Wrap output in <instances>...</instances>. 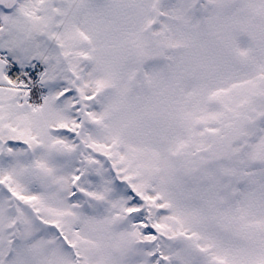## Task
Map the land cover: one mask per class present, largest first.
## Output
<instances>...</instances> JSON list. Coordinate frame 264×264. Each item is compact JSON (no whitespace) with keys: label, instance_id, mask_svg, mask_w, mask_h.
<instances>
[{"label":"snow or ice","instance_id":"1","mask_svg":"<svg viewBox=\"0 0 264 264\" xmlns=\"http://www.w3.org/2000/svg\"><path fill=\"white\" fill-rule=\"evenodd\" d=\"M0 264H264V0H0Z\"/></svg>","mask_w":264,"mask_h":264}]
</instances>
